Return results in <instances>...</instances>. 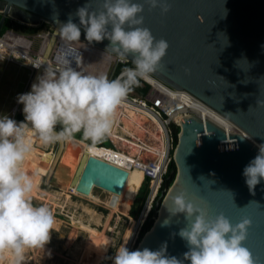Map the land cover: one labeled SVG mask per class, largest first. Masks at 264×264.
Wrapping results in <instances>:
<instances>
[{
  "label": "water",
  "instance_id": "obj_1",
  "mask_svg": "<svg viewBox=\"0 0 264 264\" xmlns=\"http://www.w3.org/2000/svg\"><path fill=\"white\" fill-rule=\"evenodd\" d=\"M167 2V13L162 14L159 7L150 10L147 4L142 12V27L169 45L161 66L152 75L188 92L238 132L228 133L215 122L193 113L180 119L173 152L174 181L160 194L157 216L132 251H155L167 243L166 254L183 259L188 247L178 232L186 221L182 213H170L172 197L183 194L208 217L223 214L233 225L248 219L243 246L251 252L255 264H264V181L253 194L242 175L244 167L258 154L259 145L264 144V0ZM86 3L92 11L102 10V0H0V30L6 17L28 26L50 24L52 35L42 54L44 61L60 24L66 23L71 14L72 21L79 25L75 13ZM80 39L85 40L83 28ZM91 44L106 49L109 41ZM131 59L129 56L126 60L132 62ZM40 71L41 66L35 69L25 93L31 92ZM19 110L24 121L21 103ZM64 145L56 143L54 153L46 155L44 185L49 184ZM86 161L84 152L72 181L80 180Z\"/></svg>",
  "mask_w": 264,
  "mask_h": 264
},
{
  "label": "clouds",
  "instance_id": "obj_2",
  "mask_svg": "<svg viewBox=\"0 0 264 264\" xmlns=\"http://www.w3.org/2000/svg\"><path fill=\"white\" fill-rule=\"evenodd\" d=\"M145 4L150 10L159 7L162 14L170 9L167 0H102V10H90L89 3L77 9L79 25L70 14L57 29L70 43L80 42L81 28L89 44L108 40L106 49L115 52L121 61L131 56L134 67H126L112 80L106 75L84 74L72 66L46 67L37 83L32 84L31 92L18 97L23 104L24 122L0 118V259L8 252L12 264H22L26 250H42L49 242L56 223L48 206L33 203V181L21 168L31 151L24 129L30 126L44 145L70 141L82 133V138L95 147L111 135L117 111L129 93L161 66L169 45L142 27ZM242 175L254 194L255 187L264 181V144L259 145L258 154L244 167ZM171 204L170 213H182L186 221L178 232L188 247L183 259L167 255V243L155 251H130L121 245L113 264H255L251 252L243 246L248 219L233 225L223 214L208 217L183 194L172 197Z\"/></svg>",
  "mask_w": 264,
  "mask_h": 264
},
{
  "label": "built area",
  "instance_id": "obj_3",
  "mask_svg": "<svg viewBox=\"0 0 264 264\" xmlns=\"http://www.w3.org/2000/svg\"><path fill=\"white\" fill-rule=\"evenodd\" d=\"M43 23L44 25L34 32L1 28L0 62H15L27 67L29 80L37 68L36 65L41 66L39 76L46 67L58 69L72 66L84 74L106 75L111 80L115 66L127 61H121L116 53L89 44L83 39H80V42H66L58 32L54 36L47 58L42 61L43 51L52 35L51 25ZM88 44L94 46L96 51L86 50ZM93 64L96 66L95 69L92 67ZM98 64H101L102 68L97 71ZM131 67L134 66H128V68ZM125 68L117 72L113 79L119 77ZM101 71H103L102 74H100ZM151 78V81L141 80L149 85L144 95L130 92L119 107L111 135L106 137L110 144L91 147V143H84L83 153L87 155L84 170L86 177L84 182L79 181L75 187L77 194L85 197H89L98 187L106 194V207L113 211L130 173L136 171L141 174V179H149L146 200L138 217L135 220L132 219L133 227L126 239L125 246L130 251L135 246L140 225L148 217L160 195L163 177L173 161V152L179 133L177 124L188 113L196 114L204 119L194 108H199L202 112V109L207 107L188 92L175 89L152 74ZM28 85L29 81L26 89ZM19 109L18 102L12 110L11 118L17 123L24 122L16 118ZM88 148L93 149L96 155L88 152ZM102 172L103 174L99 175ZM117 174H119L120 183L119 188L116 189L114 182ZM99 179L104 181L102 186L96 183ZM68 246L70 249L76 248L72 240H68ZM61 264L68 263L63 260Z\"/></svg>",
  "mask_w": 264,
  "mask_h": 264
},
{
  "label": "rangeland",
  "instance_id": "obj_4",
  "mask_svg": "<svg viewBox=\"0 0 264 264\" xmlns=\"http://www.w3.org/2000/svg\"><path fill=\"white\" fill-rule=\"evenodd\" d=\"M28 81H29V69L27 67L21 65L20 63L18 64L15 62H7V61H1L0 62V118H4V117L10 118V119L12 118V110L18 104L19 95H21L22 93L25 92ZM29 130H30L29 126L24 129V136L29 135L28 140L31 141V159H32L31 161H33V168L35 169V172L32 173L31 179L34 183L37 180V178H39L41 175H43L46 172V167L48 166L46 155H48V153H50V154L54 153L56 144H52L48 148V145H44L39 141V139L34 134V132L32 135L29 134ZM232 130H234V132H238V130L234 126L232 127ZM65 144H67V146L65 148L64 154L61 157V161L59 162V167H57V171H56V180H58V182H60L59 186L62 189H65L67 187L68 184H65L68 182L67 177L70 176L69 174H71V172L75 170V168L78 164V161L81 157L83 141H81L79 139H75V140L66 141ZM42 149H43V151H42ZM79 149H80V152H79ZM26 160L27 159L25 157L24 162H26ZM24 162L21 165V168L25 172V168L26 169L30 168L31 162L29 163L27 161L28 163L26 165ZM82 178H83V176H81L80 181L81 180L84 181V179H82ZM140 178H141V174L139 172H136V171L132 172V182L135 184L134 186H137V181H139ZM44 192H46V191L44 190ZM134 192H133V194H134ZM46 194L47 193H45V195ZM31 195L36 196L34 191H32ZM71 195H74L76 198H82L81 195L77 196L75 193L71 194ZM71 195H69V196L71 197ZM134 195H132L131 199H133ZM37 198H40V197H37ZM90 203L91 202H89V203L86 202L84 204L91 206ZM130 203H131V200L127 203V208L130 206ZM117 208H118V203L115 207V210H113V211L109 210L108 208L107 209L105 208V209L114 213L117 210ZM57 213L60 214V216H59L60 220L62 219L61 221L66 222L68 224L75 223L76 225L77 224L80 226L84 225L88 229H91V227L89 228L88 226H86L88 224V225H91V226L97 228L96 231H92L93 233L95 232V234L93 236V239L94 238L95 239L90 242L91 246L94 245V243L96 242V239L98 238V233H99L98 225H96V224L92 225L91 222H85V220H83L82 218H79L77 216H66L62 213H59V212H57ZM126 213L121 214V215L125 216ZM133 220H135V219H133ZM128 221L132 222V219H128ZM124 223H125V221L121 222V224L119 225L116 237H113L112 247H111L110 253L117 246L119 236L121 235V233L124 230L123 229L125 226ZM59 227L61 228L59 230V232H64L65 230H67V232H68V230H70V233L71 232H78L77 229H75L78 226H76V227L74 226L75 227L74 228L72 226H64L63 224H60ZM131 227H133V225ZM131 230H132V228L127 233L126 238H123V245L124 246L126 245V239L128 238ZM88 237L89 236L87 234H83V241L78 240V242L77 241L75 242L76 249H79L80 252H84L86 254V256L81 257V255L79 253H77V250H75V253H77V257H75L76 262H74L72 264H76V263L77 264H103L100 262L104 261V260H107V263H108L109 259L111 257V254H110V256L107 257V259L103 254L100 256L101 257V259H100V257L95 256L90 251L84 250V245H85V242L88 240ZM50 238H52V239H54L60 243V245L58 246V251L54 249L53 242L49 240V242L47 243V246L46 247L44 246V248H43L46 250V254L43 256L44 257L43 260L40 259V254L43 255V252H42V250H39L38 253H35L36 255L34 257L33 263L34 264H61L62 259H65L66 263L70 262V261H68V259H66L64 257L63 253L65 250H67V248H69L68 240H74V239L67 237L68 239L65 238V242H63L57 232H54L53 236L50 233ZM80 242H81V245H80ZM78 243H79V246H78ZM77 246H78V248H77ZM72 249H75V248H72ZM72 249H70V250H72ZM34 250L37 251V249H34ZM53 250L56 251V253H58V256L53 253ZM59 255H60V257H59ZM46 257H47V259H46ZM93 257L99 258V262H97L95 259H93ZM6 261H7V258L5 256H3V259H0V264H9V262H6ZM109 264H111V263H109Z\"/></svg>",
  "mask_w": 264,
  "mask_h": 264
},
{
  "label": "trees",
  "instance_id": "obj_5",
  "mask_svg": "<svg viewBox=\"0 0 264 264\" xmlns=\"http://www.w3.org/2000/svg\"><path fill=\"white\" fill-rule=\"evenodd\" d=\"M42 25H44L43 22H41L38 26H28V25L22 24L20 22H17V21H15V20H13V19H11L9 17H6V19L4 21V24L2 26V30L7 29V28H14V29L19 30V31L34 32V31H37L38 29H40V27ZM128 66H134V65H133V63L131 61H126L123 64H121V63L117 64L115 66V68H114V74L112 75L111 80L114 78V76H115V74L117 72H119L121 69H123L125 67H128ZM148 88H149V85L147 83L140 81V85L138 87H135L133 89L132 93L139 94V95H144L145 92L148 90ZM16 118L19 121H23V118L21 116L20 111H18L16 113ZM176 130H177V128H176ZM57 131H59V126L57 127ZM28 136L29 135H27V137ZM74 138L75 139H79V140H81L83 142L91 143L90 141H85L82 138V133H77ZM100 144H107L108 145L110 143H109L108 139L105 138L101 143H99L97 145H100ZM79 152H80V149H79ZM88 152L96 155L95 151H93V149H91V148H88ZM102 174H103V172L101 174H99V175H102ZM106 175H107V173H106ZM175 175H176V168H175V165H174V163L172 161L170 163L169 167H168V170H166V173H165V175L163 177V182H162V186H161V189H160V194L161 193L164 194L165 191L169 189V187L171 186V184L174 181ZM71 181H70V183H71ZM70 183H69V187H68L69 189H68L67 193H65V192H57L56 194L60 195V196H62L64 198H67L69 200L75 201V202H77V203H79L81 205H84V206H86V207H88L90 209H93V210L97 211L100 214L106 215V216L111 217V218H115L117 220H122V221H125V223H127V224L133 225L132 222L128 221V219H126V218H124V217H122V216L117 214V213H121V214H125L126 213V211H127V203L131 200L133 192H134V190L136 188V186H134L135 184L132 182V173L129 175L127 183H126V185L124 186V188H123V190L121 192V195H120L119 201H118V208L115 211L116 212L115 214H113L110 211L106 210L107 207L105 205H100L98 202H96L94 200H93L94 204L90 203L91 206L84 204L86 202L89 203L91 201L83 199V198H76L74 195H71V188H72V186H74L75 180L72 181V184H70ZM48 186H49L48 184L45 185V187H48ZM49 190L53 191L51 189H49ZM148 191H149V179L144 178L141 181V185L137 189V192H136V194H135V196L133 198L132 204H131V206L129 208V211H128V216L131 219H135V218L138 217V214H139V212H141L142 207L144 205V202L146 200ZM47 194H49V193H47ZM47 194H46V196H47ZM69 195H71V197ZM161 202H162V198H160V195H159L158 199L153 204L148 217L145 219L143 224L140 225L139 233H138V237H137L136 241L138 239H140V237L143 236V234L151 227L155 217L157 216L158 209H159V206H160ZM96 205H100V206L96 207ZM59 216H60V214H59ZM88 226L91 227V229H90L91 231L92 230L93 231L97 230V228H95V227H93L91 225H88ZM51 234L53 236L54 232L52 231ZM50 241L53 242L54 249L58 250V246L60 245V243L57 242L56 240L52 239V238H50ZM46 246H47V244L45 245V247ZM79 254L81 255V257H85L86 256V254L84 252H79ZM93 259H95L97 262H99V258L93 257ZM100 263L109 264V262L107 263L105 261H101ZM111 264H113V263H111Z\"/></svg>",
  "mask_w": 264,
  "mask_h": 264
},
{
  "label": "bare ground",
  "instance_id": "obj_6",
  "mask_svg": "<svg viewBox=\"0 0 264 264\" xmlns=\"http://www.w3.org/2000/svg\"><path fill=\"white\" fill-rule=\"evenodd\" d=\"M86 50L96 51L94 46L89 45V44H88V46H86ZM92 67H93V69H95V67H96L95 64H93ZM100 68H102V66H101V64H98L97 65V71L100 70ZM102 72L103 71H101L100 74H102ZM43 73H42V75H43ZM149 80L151 81L152 78H150ZM194 109H195V111L198 112V114H200V116H203L204 119H209V120L215 122L216 124L223 127L228 133L234 132V130H232L233 125L231 123H229L224 117H222L221 115H219L215 111H212V109H209V107L203 108L202 112H200L199 108H197V109L194 108ZM33 132H34V130L30 127L29 134L32 135ZM25 139H26V141H28L27 135H25ZM26 159H27L26 162H24L25 165L28 162L29 163L31 162V164H30L31 166L29 169L25 168V172L30 177H32V173L35 172V169L33 168V161H31L32 160L31 159V151L26 155ZM77 181H79V180L75 179V182H77ZM45 191H46L45 193H49V194H47V198L45 199V204L52 203V202H54V204H57V205L59 204L58 206L54 207V210H56L57 212L62 213L66 216H77V217L85 220V222H91L92 225L93 224L98 225L99 233H98V238L96 239V242L94 243V245L91 246V243L89 242V240H87L85 242V245H84V250L90 251L92 254H94L97 257H100L101 255L104 254L106 259L111 254V257L109 259V263H113V258L115 256V253L118 250V248L121 245H123V238H126L127 233L132 228L131 227L132 225L124 223L125 224V226L123 228L124 230L121 233V235L119 236L117 246L110 253L111 247H112L113 237H116L119 225L122 222L121 220H117L115 218H111V217H108L106 215L100 214L93 209H90V208H88L84 205H81L75 201L64 198L60 195L52 194L49 192L48 189H46ZM61 220H60L61 223H66V222H63ZM132 222H133V220H132ZM66 224H68V223H66ZM69 225H71V224H69ZM53 229H54L53 232H57L63 242H65V238L68 239L67 237L74 239L75 242L76 241L78 242V240L83 238L81 235L75 234L76 232L75 233H70V231L69 232H67V231L59 232L60 229H56L55 227H53ZM88 232L90 234L91 230H89ZM72 242H74V241H72ZM77 248H78V246H77ZM100 259H101V257H100ZM104 261L107 262V260H104Z\"/></svg>",
  "mask_w": 264,
  "mask_h": 264
},
{
  "label": "crops",
  "instance_id": "obj_7",
  "mask_svg": "<svg viewBox=\"0 0 264 264\" xmlns=\"http://www.w3.org/2000/svg\"><path fill=\"white\" fill-rule=\"evenodd\" d=\"M72 140H75V138H73ZM84 143L85 142H83V145H84ZM49 146L50 145H48V148H49ZM66 146H67V144H65L64 145V149H63V153H62V155L64 154V152H65V148H66ZM83 147V146H82ZM42 151H43V149H42ZM50 153H48V155H49ZM82 154H83V148H82V151H81V156H82ZM62 157V156H61ZM81 158V157H80ZM61 161V158H60V160H59V162ZM59 162H58V164H57V166H56V168H55V170H54V172H53V175H52V177L50 178V181H49V186L48 187H45V185H44V183H43V179H44V176H45V173L43 174V175H41L39 178H37V180L33 183V185H34V188H33V191H34V193L36 194V196H34V195H31V197H32V200H33V203L35 204V205H37V206H39V205H41V204H43V205H46V206H48L52 211H53V213L55 214V217H56V223L54 224V226L53 227H55L56 229H61L60 227H59V225L60 224H64V226H72V227H76V226H78V227H76L75 229H77V231L78 232H71V233H75V234H78V235H81L82 237H83V234H87L89 237H88V240H89V242H91V241H93L94 239H93V236H94V234H95V232L93 233L92 231H91V233L89 234V230L90 229H88L87 227H85L84 225H82V226H80V225H76L75 223H71L72 225H69V224H66V223H61L60 222V218H59V214L57 213V211L56 210H54V207H56V206H58L57 204H54V202H52V203H48V204H45V199L47 198V196L45 195V192H44V190H46V189H51V190H53V191H49L50 193H52V194H56L57 192H65V193H67V191H68V187H69V183H70V181L72 180V177H74V174H75V170H76V168H77V166H76V168H75V170L74 171H72L71 172V174H69L70 176L69 177H67V180H68V182L67 183H65V184H68L67 185V187L65 188V189H62L59 185H60V182H58V180H56V171H57V167H59ZM79 162V161H78ZM78 165V164H77ZM48 167V166H47ZM47 167H46V170H47ZM131 174V173H130ZM83 178L82 179H85V177H86V171H84V173H83ZM81 178V177H80ZM143 179H141L140 178V180L139 181H137V186H136V188H135V192H134V194H136V192H137V189L139 188V186L141 185V181H142ZM80 181V180H79ZM79 181H78V183H79ZM83 181V180H82ZM84 182V181H83ZM78 183L77 182H75V184H74V186H72V188H71V194H76L77 196H79V195H81V194H77V192H76V186L78 185ZM96 183H97V185H100V186H102L103 185V183H104V181L101 179H99V180H96ZM107 183V182H106ZM115 186H114V188H119V174H117V176H116V179H115ZM107 184H109V183H107ZM96 185V186H97ZM133 194V195H134ZM135 196V195H134ZM37 197H40V198H37ZM81 197L83 198V199H87V200H89V201H91V204H94L93 203V200L94 201H96V202H98L100 205H105L106 206V203H105V199H106V194H104V192L101 190V189H98V187H97V190L96 191H93L92 193H91V195L89 196V197H85V196H83V195H81ZM120 197V196H119ZM134 198V197H133ZM49 199V198H48ZM118 201H119V198H118ZM132 201H133V199H131V203H130V206H131V204H132ZM100 205H96V207L97 206H100ZM130 206L127 208V213H126V215L124 216V215H121V213H117L118 215H120V216H122V217H124V218H126V219H131L129 216H128V211H129V208H130ZM98 209V208H97ZM111 212V211H110ZM112 213V212H111ZM116 212H114L113 214H115ZM84 226V227H83ZM86 226H88V225H86ZM89 228H90V226H88ZM81 229V230H80ZM65 231H67V230H65ZM70 230H68V232H69ZM92 234V235H91ZM80 240H82L83 241V238H81ZM72 241H74L75 242V240H72ZM80 245H81V242H80ZM78 246H79V243H78ZM39 250H41V249H37V251H35L34 249H28V250H26V253H25V261H23L22 262V264H34L33 263V261H34V257H35V253H38V251ZM45 249H42V252H43V255L42 254H40V259L41 260H43V256L46 254V250L44 251ZM75 250H76V248L75 249H72V250H63L64 251V257L66 258V259H68V261H70V262H68V264H72V263H74V262H76L75 261V257H77V253H79L80 251H79V249H77L78 251H77V253H75ZM35 251V252H34ZM58 251V250H57ZM53 253L54 254H56L57 256H58V253H56V251H54L53 250ZM3 256H5L6 258H7V261L6 262H9V264H12V256H11V254L10 253H8V252H5L4 254H2ZM47 256V255H46ZM59 257H60V255H59ZM70 258V259H69ZM46 259H47V257H46ZM37 260V259H36ZM63 260H65V259H62V261ZM77 264V263H76Z\"/></svg>",
  "mask_w": 264,
  "mask_h": 264
}]
</instances>
